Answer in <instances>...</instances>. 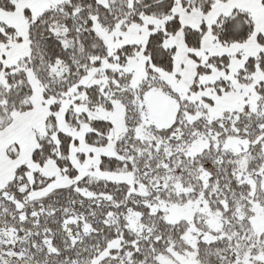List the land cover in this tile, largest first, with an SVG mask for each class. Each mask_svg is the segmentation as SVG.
Masks as SVG:
<instances>
[{
	"label": "snow or ice",
	"instance_id": "6c2138e0",
	"mask_svg": "<svg viewBox=\"0 0 264 264\" xmlns=\"http://www.w3.org/2000/svg\"><path fill=\"white\" fill-rule=\"evenodd\" d=\"M0 264H264V0H0Z\"/></svg>",
	"mask_w": 264,
	"mask_h": 264
}]
</instances>
